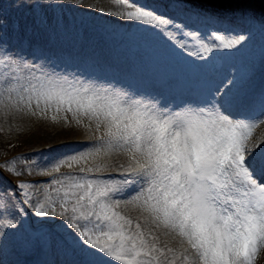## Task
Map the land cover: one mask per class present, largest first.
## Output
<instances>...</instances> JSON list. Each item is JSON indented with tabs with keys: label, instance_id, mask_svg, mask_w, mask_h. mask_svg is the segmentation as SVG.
Wrapping results in <instances>:
<instances>
[{
	"label": "snow or ice",
	"instance_id": "obj_1",
	"mask_svg": "<svg viewBox=\"0 0 264 264\" xmlns=\"http://www.w3.org/2000/svg\"><path fill=\"white\" fill-rule=\"evenodd\" d=\"M114 3L123 5L118 15L155 28L174 46L194 93L177 100L65 71L13 49L0 31V117L8 130H20L18 119L50 118L94 138L55 156L0 165V233L7 240L10 229L34 247L55 235L60 264H255L264 252V141L252 136L264 125V85L256 92L235 67L221 78L211 54L239 51L257 33L264 41V0L259 13L257 0ZM261 60L264 70V44ZM26 174L49 179H20ZM121 205L137 210L135 221ZM29 210L48 222L35 224Z\"/></svg>",
	"mask_w": 264,
	"mask_h": 264
},
{
	"label": "rangeland",
	"instance_id": "obj_2",
	"mask_svg": "<svg viewBox=\"0 0 264 264\" xmlns=\"http://www.w3.org/2000/svg\"><path fill=\"white\" fill-rule=\"evenodd\" d=\"M129 2L150 7L163 0ZM261 7L257 0V13ZM122 10L123 5H117L114 0H82L79 5L76 0H56L54 4H47L44 0H0V31L5 33L13 49L22 50L29 57L46 58L65 71L83 73L86 77L114 79L132 84L140 90L162 92L166 97L172 96L177 100L193 94L191 79L180 71L181 65L170 52L174 46L155 28L118 15ZM262 44L264 41L257 33L239 51L220 50L226 60L225 77L235 67L247 73L248 86L258 92L264 85ZM181 56L193 64L201 63L184 53ZM250 65L254 66L252 72L248 71ZM15 123L20 130L13 128L9 131V125L0 117V165L13 157L32 156L35 153L55 156L80 144L91 143L94 139L74 123H54L50 118H25ZM252 139L264 141V125L253 130ZM78 167H63L60 172L74 173ZM17 168L23 169L24 165L17 163ZM3 175L7 179H15L6 172ZM44 177L26 174L20 179L47 181L40 180ZM118 210L134 221L138 215L131 206L121 205ZM29 213L31 221L37 225L42 219L48 222L49 218H37L30 210ZM61 222L60 218H56V223ZM3 231L10 235L5 240L0 233V264H18L24 256L31 258L29 264H42L45 261L60 264L64 259L55 235L48 237L46 244L34 247L23 235L12 234L10 229ZM164 240L161 237V242ZM257 260L256 264H264V252L259 254Z\"/></svg>",
	"mask_w": 264,
	"mask_h": 264
}]
</instances>
